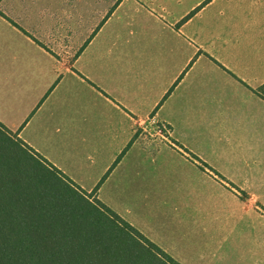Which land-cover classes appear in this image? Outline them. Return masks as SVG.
<instances>
[{"label": "crops", "instance_id": "obj_1", "mask_svg": "<svg viewBox=\"0 0 264 264\" xmlns=\"http://www.w3.org/2000/svg\"><path fill=\"white\" fill-rule=\"evenodd\" d=\"M0 123L179 263L264 264V0H0Z\"/></svg>", "mask_w": 264, "mask_h": 264}, {"label": "trees", "instance_id": "obj_2", "mask_svg": "<svg viewBox=\"0 0 264 264\" xmlns=\"http://www.w3.org/2000/svg\"><path fill=\"white\" fill-rule=\"evenodd\" d=\"M93 194L0 123V264H181Z\"/></svg>", "mask_w": 264, "mask_h": 264}, {"label": "rangeland", "instance_id": "obj_3", "mask_svg": "<svg viewBox=\"0 0 264 264\" xmlns=\"http://www.w3.org/2000/svg\"><path fill=\"white\" fill-rule=\"evenodd\" d=\"M15 136V135H14ZM226 183H228L229 185V188L230 187H232V189H235V190H237V191H239V193H240V197H242L243 199H247V194L245 193V192H243V191H241L236 185H234V184H232L231 185V183L230 182H226ZM235 190H234V192H235ZM89 199L90 200H92L93 202H96V196H94V194L92 195V196H90L89 195ZM250 204H251V202H250ZM253 204V203H252ZM254 205V204H253ZM262 209V211H264V208H261Z\"/></svg>", "mask_w": 264, "mask_h": 264}, {"label": "built area", "instance_id": "obj_4", "mask_svg": "<svg viewBox=\"0 0 264 264\" xmlns=\"http://www.w3.org/2000/svg\"><path fill=\"white\" fill-rule=\"evenodd\" d=\"M166 126L162 125L161 127L158 128L159 134H161L162 136L165 135V130H166Z\"/></svg>", "mask_w": 264, "mask_h": 264}]
</instances>
